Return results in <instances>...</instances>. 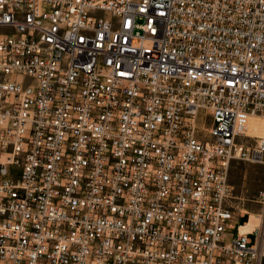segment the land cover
Wrapping results in <instances>:
<instances>
[{"label":"built area","instance_id":"obj_1","mask_svg":"<svg viewBox=\"0 0 264 264\" xmlns=\"http://www.w3.org/2000/svg\"><path fill=\"white\" fill-rule=\"evenodd\" d=\"M260 118L264 0H0V264H262Z\"/></svg>","mask_w":264,"mask_h":264},{"label":"rangeland","instance_id":"obj_2","mask_svg":"<svg viewBox=\"0 0 264 264\" xmlns=\"http://www.w3.org/2000/svg\"><path fill=\"white\" fill-rule=\"evenodd\" d=\"M201 121L207 119L204 127L208 128L211 123L210 118H205L201 112ZM252 132L248 141L254 142L259 136L264 135V118L252 120ZM205 134V131H202ZM229 182L233 188V202L237 207V213L243 209L263 213L264 204L260 202L259 194L264 190V162H250L235 159L229 166ZM245 220L242 219L240 222ZM255 234H251L252 241L255 240ZM262 264H264V257Z\"/></svg>","mask_w":264,"mask_h":264},{"label":"bare ground","instance_id":"obj_3","mask_svg":"<svg viewBox=\"0 0 264 264\" xmlns=\"http://www.w3.org/2000/svg\"><path fill=\"white\" fill-rule=\"evenodd\" d=\"M247 209H243L242 212H247ZM251 216L249 222L241 226V232H247L252 230L254 227L259 226L261 224L262 215L261 213L257 214L255 211H249Z\"/></svg>","mask_w":264,"mask_h":264},{"label":"crops","instance_id":"obj_4","mask_svg":"<svg viewBox=\"0 0 264 264\" xmlns=\"http://www.w3.org/2000/svg\"><path fill=\"white\" fill-rule=\"evenodd\" d=\"M257 213V212H256ZM257 214H259V213H257ZM250 216H251V214H250ZM245 218V220L243 221V222H240V220H242V219H244ZM247 222H249V218H248V214L246 213V212H243V213H241V212H238L236 215H235V217H234V219H233V224H235V226L238 228V226H243L244 224H246ZM250 231V230H249ZM248 232V231H247Z\"/></svg>","mask_w":264,"mask_h":264}]
</instances>
